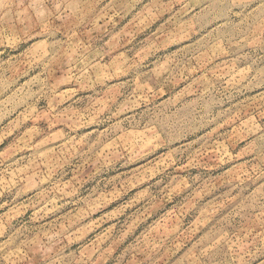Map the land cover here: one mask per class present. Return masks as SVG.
Here are the masks:
<instances>
[{
	"label": "rangeland",
	"instance_id": "obj_1",
	"mask_svg": "<svg viewBox=\"0 0 264 264\" xmlns=\"http://www.w3.org/2000/svg\"><path fill=\"white\" fill-rule=\"evenodd\" d=\"M0 264H264V0H0Z\"/></svg>",
	"mask_w": 264,
	"mask_h": 264
}]
</instances>
